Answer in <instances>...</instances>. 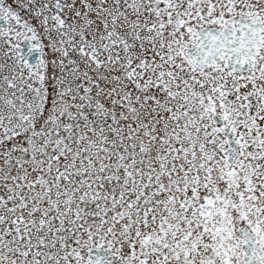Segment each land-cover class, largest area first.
I'll use <instances>...</instances> for the list:
<instances>
[{
	"label": "snow or ice",
	"instance_id": "6c2138e0",
	"mask_svg": "<svg viewBox=\"0 0 264 264\" xmlns=\"http://www.w3.org/2000/svg\"><path fill=\"white\" fill-rule=\"evenodd\" d=\"M0 264H264V0H0Z\"/></svg>",
	"mask_w": 264,
	"mask_h": 264
}]
</instances>
